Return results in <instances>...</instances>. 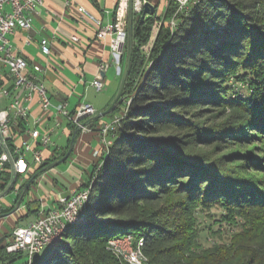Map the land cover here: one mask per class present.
I'll use <instances>...</instances> for the list:
<instances>
[{
	"label": "trees",
	"instance_id": "obj_1",
	"mask_svg": "<svg viewBox=\"0 0 264 264\" xmlns=\"http://www.w3.org/2000/svg\"><path fill=\"white\" fill-rule=\"evenodd\" d=\"M132 25L129 74L109 115L122 119L84 186L85 220L33 263L128 264L110 241L132 236L144 240L147 264H264V0H193L184 12L171 0L163 16ZM128 56L127 42L121 79ZM36 204L27 202L26 218ZM214 208L222 213L213 233L232 243L204 250L197 213ZM28 263L0 248V264Z\"/></svg>",
	"mask_w": 264,
	"mask_h": 264
},
{
	"label": "built area",
	"instance_id": "obj_2",
	"mask_svg": "<svg viewBox=\"0 0 264 264\" xmlns=\"http://www.w3.org/2000/svg\"><path fill=\"white\" fill-rule=\"evenodd\" d=\"M174 1L178 4V12H184L189 9L193 0ZM44 2L45 0H0V215L11 213L6 218L14 216L15 219L24 218L28 221L26 225L15 227L12 238L5 240L2 245L8 253L24 252L30 259L62 240L63 235L77 221L90 196L89 187L70 195L55 194L54 203L50 204L48 201L51 196L36 197L33 190L41 188L40 180L48 172L38 170L47 159L45 151L56 147L54 137L61 125L59 118L66 119L78 133H85L92 131V128L84 123L99 114L86 102H81L72 112L67 109V104H53L45 85L44 68L39 64L31 65L18 53L11 40L17 30L32 29L33 17ZM146 4L156 8L153 0H118L114 20L106 26L100 18L85 8L78 7V12L96 27L97 38L109 39L111 52L119 68L128 42L130 24L134 17L142 15ZM160 25L161 22L158 21L154 26L157 27L155 36ZM176 25L177 22L173 19L171 26L175 28ZM55 38L56 36L41 38L39 45L44 56H51V44ZM67 41L78 43L80 38L72 35ZM107 68L108 64L101 65L102 71ZM93 86L101 91L102 79H96ZM52 119L55 120L53 125L50 123ZM121 119L122 115L119 114L111 122L99 126L98 137L102 147L111 145L109 134L116 129ZM69 132L71 135L72 129ZM99 155L100 151L96 150L94 158ZM35 175L37 177L30 190L25 193L26 183ZM12 192L17 195V199L6 207L7 202L3 200ZM20 197L22 202L19 208L12 212ZM28 201H35L38 205L32 219L26 218ZM133 240L132 236L113 239L110 241V249L128 264H147L148 259L143 252L144 240L140 239L136 244Z\"/></svg>",
	"mask_w": 264,
	"mask_h": 264
},
{
	"label": "crops",
	"instance_id": "obj_3",
	"mask_svg": "<svg viewBox=\"0 0 264 264\" xmlns=\"http://www.w3.org/2000/svg\"><path fill=\"white\" fill-rule=\"evenodd\" d=\"M153 1L156 3L158 16H163L169 0ZM117 2L118 0H45L44 5L33 17L32 29L29 31L19 29L11 37L23 58L31 65L39 64L44 68V81L53 104L57 106L67 104V109L72 112L81 102H86L100 113L108 109L116 98L122 81L121 68L117 67L109 39L97 38L96 27L78 12V7L81 6L100 18L106 26L114 20ZM72 35H78L80 42H68L67 39ZM53 36L56 38L52 40V54L46 57L41 53L39 43L41 38ZM103 64H108L105 71L101 70ZM99 77L103 81L101 91L107 88V96L96 98L95 93L100 91L93 86V82ZM35 113L38 111L35 110ZM59 119L61 125L54 137L56 147L45 151L46 158L64 153L72 140L68 121L64 118ZM112 119V116H106L96 122L94 127L96 130L92 129L76 136L71 155H74V158L70 167L71 171L74 163L80 164L81 168L77 169L73 176L76 179H68L63 172L53 171L54 168L52 173L48 171L40 180L41 188L33 189L36 197L51 196L48 203L53 204L55 194L70 195L85 188L96 162L94 152L101 147L98 128ZM54 121L52 119L50 123L53 125ZM89 127L92 126L89 124ZM66 139L65 144L60 143ZM34 206V209L38 208L37 204ZM34 214L29 218L32 219Z\"/></svg>",
	"mask_w": 264,
	"mask_h": 264
},
{
	"label": "rangeland",
	"instance_id": "obj_4",
	"mask_svg": "<svg viewBox=\"0 0 264 264\" xmlns=\"http://www.w3.org/2000/svg\"><path fill=\"white\" fill-rule=\"evenodd\" d=\"M156 30H157V27H154L151 41H153V37L155 36L154 32H156ZM151 41L149 44H151ZM150 46L151 45H147L144 48V51L146 54L149 52ZM239 88L243 89V87H239ZM242 89H238V91H241L243 93L244 89L243 90ZM95 94H96V96H95L96 98L106 97L107 96V88H105L103 91L96 92ZM65 142H67V139L62 140L60 143L65 144ZM255 146L261 147V145H255ZM254 152L260 156H263V153L259 149L254 150ZM73 158H74V155L71 156L70 158H68L65 163H62L59 166H57L55 168V170H53V171L63 172L65 174V177H67L68 179L75 180L76 177H73V176H75L74 174L76 173V170L80 169L81 166L79 163H74V165L72 166L71 171H70V167H71ZM82 170H83V168H82ZM49 171H51V173L53 172L52 170H49ZM59 178H61V177H59ZM16 199H17V195L12 192L9 195H7L6 199L3 200V202L4 201H5V203L7 202L5 205L7 207L10 204H12ZM26 201L27 200L25 198L24 202H26ZM221 213H222V211L219 210L218 208H214L212 210V214L214 215L212 217H210L207 213L202 212V211H199L197 213V217H198V226L197 227L201 230L200 242L202 244V249H204V250H208V249L213 248L215 246H220V245L222 246V244H224L226 246H231V243H232L231 242L232 241L231 235L227 234L226 232L231 233L232 229L228 225L225 224L224 227H221L222 230H225L226 234L216 235L215 233H213L214 231L218 230V228H220V227H218L217 224H215V222L220 223L219 220H220V214ZM23 219L24 218L15 219L14 216L9 217V218L0 219V238L4 237L5 240H7V239L10 240L12 238L13 230L15 227L26 225L28 223L27 220L23 221ZM29 219H31V218H29ZM133 242H134V240H133ZM120 244L122 245L123 243L120 242ZM235 256H238V254H235ZM27 262H28V259H27ZM28 264H30V263H28ZM32 264H34V263H32Z\"/></svg>",
	"mask_w": 264,
	"mask_h": 264
},
{
	"label": "water",
	"instance_id": "obj_5",
	"mask_svg": "<svg viewBox=\"0 0 264 264\" xmlns=\"http://www.w3.org/2000/svg\"><path fill=\"white\" fill-rule=\"evenodd\" d=\"M156 13V8L154 6H152L151 4H146L145 5V8H144V11L142 13V21H144V19L147 17V16H154ZM132 32H133V25L132 23L130 24V28H129V37H128V44H129V56H128V61H127V66H126V69L124 71V74H123V77H122V81H121V85H120V88H119V91H118V94L116 96V98L114 99V101L112 102V104L109 106L108 109H106L105 111H102L100 112L99 114H97L94 118L92 119H95V120H99V119H102L106 116H109L111 115L115 110L116 108L120 105L121 103V97H122V94H123V91H124V88H125V84H126V81H127V77H128V74H129V69H130V63H131V51H132V45H133V38H132ZM115 118V117H114ZM113 118V119H114ZM112 119V120H113ZM111 122V121H110ZM88 122H85L84 125H86ZM78 134V131H76L74 134H73V137H72V140H71V143H70V147H69V150L68 152L66 153L65 156H63L62 158H60L59 160L53 162L52 164H50L49 166H47L45 168V170L43 171H49V170H52L54 168H56L57 166H59L60 164L64 163L67 161V159L70 157L71 153L73 152L74 150V147H75V140H76V136ZM109 141H113L112 138L109 136ZM112 144V143H111ZM111 146V145H110ZM108 146L107 148H105L104 146L100 147L99 151H100V155L103 154V153H108V149L109 147ZM100 155L99 157H97L95 160V164H99V166H101V162H99L100 160ZM37 177V175H35L34 177H32L25 185L24 187V192L26 193L27 191H29L33 181L35 180V178ZM85 188H89V187H85ZM84 188V189H85ZM22 202V197L19 198L18 200V203H17V206L15 207V209L12 211H16L20 204ZM86 206H84L80 212V215L77 219V221L74 222V224H72V226L74 225H77V224H80V223H83L84 220H85V215H86ZM11 213H7V214H1L0 215V219H4L8 216H10ZM71 226V225H70ZM5 241V238L4 237H1L0 238V248H2V244L3 242ZM62 241V240H61ZM61 241L57 242L56 244H59ZM54 244V245H56ZM49 248H46L44 249L43 251H41L40 253L36 254L32 259L29 258V256L27 255V259H28V262L30 264H32L33 262H35L43 253H45Z\"/></svg>",
	"mask_w": 264,
	"mask_h": 264
}]
</instances>
